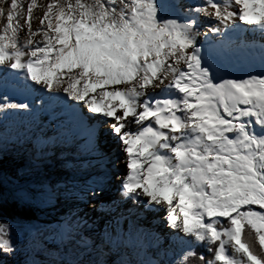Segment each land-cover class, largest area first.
I'll return each mask as SVG.
<instances>
[{
	"label": "snow or ice",
	"instance_id": "6c2138e0",
	"mask_svg": "<svg viewBox=\"0 0 264 264\" xmlns=\"http://www.w3.org/2000/svg\"><path fill=\"white\" fill-rule=\"evenodd\" d=\"M257 50L264 62V0H0V121L32 118L0 122V264H264V73L234 74ZM41 112L98 169L80 198L121 166L103 227L27 215L58 191L16 186L48 158ZM8 155L25 167L6 173ZM127 201L162 213L167 233L117 212Z\"/></svg>",
	"mask_w": 264,
	"mask_h": 264
},
{
	"label": "rangeland",
	"instance_id": "374dc122",
	"mask_svg": "<svg viewBox=\"0 0 264 264\" xmlns=\"http://www.w3.org/2000/svg\"><path fill=\"white\" fill-rule=\"evenodd\" d=\"M21 2L26 5L27 0H21ZM40 2H43V0H37V3ZM189 2H191V0H189ZM33 11H35V9ZM20 22L21 24L23 23L22 18ZM31 23L32 26L35 27L37 21L33 20ZM240 62H243L244 65L236 66L235 73L237 77H240L241 73H250L256 76L264 73V65L260 62L254 63L244 59ZM31 119L32 118L28 116L10 113L0 122L11 130L22 122L26 123ZM60 119H62V117H59L58 114L49 115L46 112L38 113L35 116V123L39 126V132L50 142L48 158L39 168H30L24 175L20 176L16 186L30 193L34 192L41 185L50 186L58 191L54 195V198L47 204L32 209L27 215L33 219V222L42 226H56L57 222L62 220L69 211H74L84 218L87 228L103 227L106 220L102 216H96L93 208H91V199H82L78 196L79 189L95 179L98 169L90 163L92 158L81 147V141L76 139L61 141L59 139L57 135V124ZM9 156L11 155L4 158L3 167L6 173L14 174L16 168L25 167V157H22L23 160L19 163H14L10 162L9 158H7ZM110 177H112L111 174L108 175L107 186L110 185ZM14 179L17 178L14 176ZM5 191H7V189H5ZM129 208L134 209L135 213L143 212V218L141 219H137L135 215L129 217V219H132L135 223L142 225L146 230L159 233L162 236L167 233V229L159 224L157 219L162 213L157 214L156 218L149 220L147 211L139 208V206L131 205L128 206V208L126 206L125 209ZM124 226H128V219L124 221ZM13 241L19 244L20 232L18 230H14L13 232ZM162 247H167V239H164ZM146 248L149 254L153 252L151 247L146 246ZM36 258L43 260V256L39 254H37ZM113 258L114 257H109L108 259L111 260ZM171 259H176L175 250ZM21 260L22 253L16 257L17 264H19ZM217 264H219V262H217Z\"/></svg>",
	"mask_w": 264,
	"mask_h": 264
},
{
	"label": "bare ground",
	"instance_id": "6f19581e",
	"mask_svg": "<svg viewBox=\"0 0 264 264\" xmlns=\"http://www.w3.org/2000/svg\"><path fill=\"white\" fill-rule=\"evenodd\" d=\"M244 60H250V61H252L254 63L255 62H260V63H262L264 65V62H262L261 59H260V54H259L258 50L256 51L254 56H249L247 58H244ZM238 65H244V63L240 62ZM234 74L237 76V74L235 72H234ZM22 157H24V156H22V155H19V156L11 155V156H9L7 158H9L10 162L19 163L20 161L23 160ZM120 167L121 166L119 164H115L114 160H112V159L109 160V162L105 165V168H106V170L108 172V175L109 174L112 175V177H110V181H109L110 185L107 186V190L104 193H102L99 198H97L95 200L90 198L91 199V208H93V211L95 212L96 216L97 215L98 216H102V217L105 218L106 221L110 218L111 215H113V213H111L107 209L106 205L104 203H101V201L102 200L103 201H107V200L115 198L114 189L116 187V183H115V175H113V173L118 175L119 174L118 169ZM107 181H108V179H107ZM126 203H127V205H126ZM128 204L132 205V202L131 201H127V202L119 205L117 207L116 211L120 212L122 209H125L126 206H127V208H128V206H131V205H128ZM137 206H139V208L143 209L142 205H137ZM147 213L149 214V216H148L149 220H152V219L156 218V215L160 214V212H153V211H147ZM166 232H164V233H166Z\"/></svg>",
	"mask_w": 264,
	"mask_h": 264
},
{
	"label": "trees",
	"instance_id": "16d2710c",
	"mask_svg": "<svg viewBox=\"0 0 264 264\" xmlns=\"http://www.w3.org/2000/svg\"><path fill=\"white\" fill-rule=\"evenodd\" d=\"M48 227H50V228H55V226H48ZM242 235H244V233H242ZM253 239H254V234H253ZM256 247L258 248L259 246H258V244L256 245ZM197 251L199 252V251H202V249H197ZM204 256H205V259H207L208 258V253H204ZM173 260H175V259H173Z\"/></svg>",
	"mask_w": 264,
	"mask_h": 264
}]
</instances>
